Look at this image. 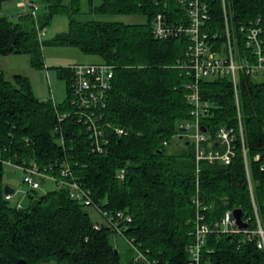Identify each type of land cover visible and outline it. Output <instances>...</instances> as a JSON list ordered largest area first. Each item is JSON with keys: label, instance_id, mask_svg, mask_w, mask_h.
<instances>
[{"label": "trees", "instance_id": "obj_1", "mask_svg": "<svg viewBox=\"0 0 264 264\" xmlns=\"http://www.w3.org/2000/svg\"><path fill=\"white\" fill-rule=\"evenodd\" d=\"M7 1L11 0H0V9ZM37 1L45 12H38L36 18L29 13L17 21L0 17V48L28 53L34 66L43 67L40 32L54 15L79 11L80 0ZM166 3L170 20L181 19L183 9L175 0H102L97 7L89 0L91 10L141 14L147 21L82 22L71 17L69 30L51 41L80 47L115 67L113 87L103 110L104 122L112 126L107 128L110 143L105 153L93 151L77 116L58 120L60 114L72 109L70 68L58 71L67 81V97L62 103L37 98L30 79L23 74H14L11 79L0 74V264H18L20 260L24 264H140L135 254L123 262L114 236H124L163 264H190L188 245L194 239L197 196L208 208L204 211L208 221L220 218L229 208L241 209L245 217L253 215L235 91L228 76L200 81L201 95L210 103L201 123L211 129V139L220 126L235 128L238 140L233 161H202L198 171L191 140L169 148L173 138L182 134L179 124L191 119L192 106L185 87L190 77L176 67L184 56L187 36L156 39L152 34L153 17ZM210 4L212 16L207 29L222 33V0H210ZM226 4L237 36H241L242 24L260 19L264 41V0H226ZM238 93L264 226V171L260 169L264 159L255 160L264 154V80L241 73ZM56 126H60L59 131ZM114 127L124 128L127 134L119 135ZM64 160L92 191L101 210L132 216L123 234L107 223L95 228L97 222L86 206L72 199L67 189L55 188L43 194L28 191L26 204L6 197L4 161H37L42 168L60 170ZM122 169L124 178L118 176ZM38 197L41 201L34 204ZM208 238L211 264H264V253L254 241L240 242L239 235L217 233Z\"/></svg>", "mask_w": 264, "mask_h": 264}, {"label": "built area", "instance_id": "obj_2", "mask_svg": "<svg viewBox=\"0 0 264 264\" xmlns=\"http://www.w3.org/2000/svg\"><path fill=\"white\" fill-rule=\"evenodd\" d=\"M183 9L181 19L172 21L167 14V3L163 11L158 12L152 20V34L156 39H168L178 36H187L188 44L184 56L180 58L176 67L186 71L190 81L185 87L187 101L191 104V119L179 124V128H186L185 132L191 135L194 144L198 171L200 163L220 162L230 164L236 156L238 133L234 127L220 126L215 132V138H210L211 129L201 123L203 115L210 111V103L204 100L200 91V81L213 76H228L235 91L236 106L238 110L239 136L243 146L246 181L249 188L250 199L253 205V215L245 217L243 222L247 227H240L234 216L235 209H227L220 218L208 221L205 210L206 204L197 196L194 200L197 213L195 219L194 239L188 245L190 264H211L207 258L212 249L208 247L211 233L239 235L240 242L254 241L257 248L264 253V226L259 213L255 194V182L251 171V159L248 157L245 145L242 115L240 110L238 82L240 74L251 75L254 78L261 76L264 80V41L261 37L262 28L260 19L256 22L242 24L239 28L241 36L232 30L226 0H222L224 11V27L221 31H209L211 21L210 0H175ZM18 6L23 8L25 14L37 17L40 4L37 0H19ZM44 29L40 32L42 35ZM241 39V41H240ZM73 73L71 111L58 116L62 122L70 115L77 116L79 123L86 128L94 152L105 153L110 143L107 128L112 126L104 122V108L107 106L109 92L113 87L115 67L106 62L77 63L69 67ZM60 126L55 130L59 131ZM205 128V130L203 129ZM119 135L127 134V130L114 127ZM64 142L63 138L61 139ZM167 144V142H164ZM264 159L258 155L255 160ZM22 171V180L29 184V191L38 190L43 181H51L59 189H67L69 196L83 203L85 206H95L105 219V223L114 226L117 232L123 234L127 223L132 216L120 211L116 215L100 209L92 196V191L86 188L79 177L75 176L71 164L64 160L63 167L56 170L53 166L42 168L37 161L31 163L15 164L4 161ZM264 171V164L260 166ZM124 178L125 170L118 174ZM13 195L8 194L10 199ZM21 207V203L18 204ZM101 223L94 227L99 229ZM135 251V260L140 264H163L159 260L151 259L134 243L129 242Z\"/></svg>", "mask_w": 264, "mask_h": 264}, {"label": "rangeland", "instance_id": "obj_3", "mask_svg": "<svg viewBox=\"0 0 264 264\" xmlns=\"http://www.w3.org/2000/svg\"><path fill=\"white\" fill-rule=\"evenodd\" d=\"M92 1L95 7L102 3V0ZM39 4L40 8L38 12L44 14L45 9H42L43 6L41 2H39ZM79 6V11L73 14L58 13L54 15L45 27L41 35L43 58L45 62L43 67L34 66L32 64L31 55L28 53H0V74L3 73L8 79H11L14 74H23L30 79L33 92L37 98L41 100L53 99L57 103H62L67 97V81L65 78L59 77V69L69 68L77 63H95L103 61L100 56L86 53L80 47L51 43L57 35L66 33L69 30L71 17L82 22H124L130 24L144 23L147 21V17L141 14L104 13L91 10L89 0H80ZM23 14H25V11L18 6V0L7 1L0 9V17L6 16L13 21L19 20V17ZM256 79L263 80L261 76ZM187 140H191L189 132L178 134L173 138L169 148H176ZM4 166V181L16 190L15 193L12 194L13 202L26 204L29 200L27 192L31 187L22 180V171L11 164L5 163ZM55 188L57 187L53 182L46 180L42 182L38 192L43 194ZM86 209L94 222L105 223L104 217L95 206H86ZM113 241L120 250L123 262L127 263L130 261L135 253L127 239L124 236H114Z\"/></svg>", "mask_w": 264, "mask_h": 264}, {"label": "water", "instance_id": "obj_4", "mask_svg": "<svg viewBox=\"0 0 264 264\" xmlns=\"http://www.w3.org/2000/svg\"><path fill=\"white\" fill-rule=\"evenodd\" d=\"M14 48L13 47H8V48H0V53L1 54H9L11 52H13ZM205 130V128H203ZM180 131L182 132H185L186 131V128H181ZM187 144H189V142H187ZM262 157H264V154L262 155ZM15 188H13L11 185L9 184H5L4 185V193L5 195H8V194H14L15 193ZM41 201V197H38L34 200V204L36 203H39ZM242 210L241 209H235L234 210V216L235 218L237 219V222H238V225L240 227H247V223L243 222L242 220ZM18 264H24V261L23 260H20L18 262Z\"/></svg>", "mask_w": 264, "mask_h": 264}, {"label": "crops", "instance_id": "obj_5", "mask_svg": "<svg viewBox=\"0 0 264 264\" xmlns=\"http://www.w3.org/2000/svg\"><path fill=\"white\" fill-rule=\"evenodd\" d=\"M96 63V62H95Z\"/></svg>", "mask_w": 264, "mask_h": 264}]
</instances>
